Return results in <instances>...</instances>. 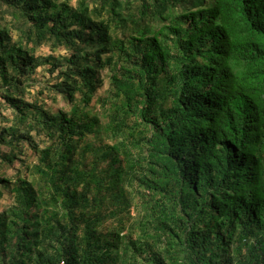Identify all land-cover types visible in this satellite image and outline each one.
Segmentation results:
<instances>
[{
	"label": "trees",
	"instance_id": "1",
	"mask_svg": "<svg viewBox=\"0 0 264 264\" xmlns=\"http://www.w3.org/2000/svg\"><path fill=\"white\" fill-rule=\"evenodd\" d=\"M4 192L0 264H264V0H0Z\"/></svg>",
	"mask_w": 264,
	"mask_h": 264
},
{
	"label": "rangeland",
	"instance_id": "2",
	"mask_svg": "<svg viewBox=\"0 0 264 264\" xmlns=\"http://www.w3.org/2000/svg\"><path fill=\"white\" fill-rule=\"evenodd\" d=\"M37 53L47 55V54H49V50L47 47H41L37 51ZM57 53H59V52H57ZM41 75H42L41 73H38L37 79H41ZM99 76L103 80V85H102V87H100L97 94L95 95V98L92 100V105L96 104V97L100 96L108 85V72L106 70L100 71ZM47 103H48V105H50L51 107H54V108L58 107V108L67 109V106H66L67 103L65 101H63L62 99H60V97H58L57 102H55V103H51L49 100H47ZM9 202H10V198H9L8 194L6 192H4L2 198L0 199V211L4 210L8 206Z\"/></svg>",
	"mask_w": 264,
	"mask_h": 264
},
{
	"label": "built area",
	"instance_id": "3",
	"mask_svg": "<svg viewBox=\"0 0 264 264\" xmlns=\"http://www.w3.org/2000/svg\"><path fill=\"white\" fill-rule=\"evenodd\" d=\"M63 264V263H62Z\"/></svg>",
	"mask_w": 264,
	"mask_h": 264
}]
</instances>
